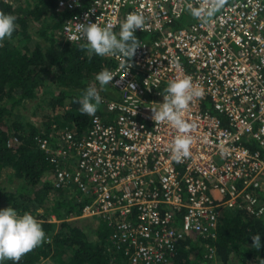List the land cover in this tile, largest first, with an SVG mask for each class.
I'll use <instances>...</instances> for the list:
<instances>
[{"label": "built area", "instance_id": "obj_1", "mask_svg": "<svg viewBox=\"0 0 264 264\" xmlns=\"http://www.w3.org/2000/svg\"><path fill=\"white\" fill-rule=\"evenodd\" d=\"M53 2L66 40L78 23L111 24L119 38L128 14L145 21L131 61L107 56L118 94L101 96L106 112L90 117L82 134L57 122L55 134H35L54 187L74 189L85 201L80 215L102 219L111 229L109 249L131 264L168 263L188 235L215 258L225 210L264 216V0H225L203 20L189 5L210 7L205 0ZM184 76L204 97L184 112L193 125L190 155L177 163L169 147L179 133L155 124L151 108L162 104L170 80Z\"/></svg>", "mask_w": 264, "mask_h": 264}, {"label": "trees", "instance_id": "obj_2", "mask_svg": "<svg viewBox=\"0 0 264 264\" xmlns=\"http://www.w3.org/2000/svg\"><path fill=\"white\" fill-rule=\"evenodd\" d=\"M53 4V0H0V10L16 17L11 38L0 42V209L11 206L18 214H32L45 232L44 242L18 264H131L123 253L109 249L111 229L102 219L80 215L85 201L77 199L75 190L54 187L47 176L52 164L34 139L35 134L49 130L28 119L20 108L30 100L46 97L44 123L70 125L82 134L90 117L81 115L75 101L94 85L97 73L111 65L107 56L93 54L89 59L87 50L79 47L86 41L71 42L61 36L63 19ZM35 21L40 25L35 29L39 36L32 38L30 22ZM182 24L179 20L175 26ZM97 112H106L102 104ZM15 135L19 140L9 144ZM90 220L97 222L92 225L87 223ZM256 234L261 236L259 250L252 247L251 236ZM215 243L216 257L223 264H228L234 252L242 264H262L264 216L225 210ZM204 259L211 258L188 235L166 264H203ZM0 264L16 262L4 260Z\"/></svg>", "mask_w": 264, "mask_h": 264}, {"label": "clouds", "instance_id": "obj_3", "mask_svg": "<svg viewBox=\"0 0 264 264\" xmlns=\"http://www.w3.org/2000/svg\"><path fill=\"white\" fill-rule=\"evenodd\" d=\"M209 3L210 7L207 8L204 6L195 8L189 5L193 17L203 20L205 17L212 16L215 11L223 7L225 0H205V4ZM87 19L86 15L85 20ZM15 20L14 15L0 10V42L5 38H11L16 28ZM144 26L145 21L142 14L130 13L120 24L119 38L112 31L113 25L108 24L102 27L94 22L78 23L75 27L77 35L66 38L71 42L83 38L86 43L80 44L79 47L81 50H87L89 59L93 54L119 55L131 61L136 50L142 46L135 32L137 29L143 31ZM125 67V63H122L121 68ZM131 67L132 63L127 64V72ZM114 77L111 71L103 69L97 73L96 80L103 87L112 83ZM127 86L135 87L131 82ZM165 92L162 104L151 108L152 119L155 124L166 122L177 129L179 134L171 142L169 151L171 158L181 163L190 155L191 138L188 133L193 127L185 120L184 112L190 102L203 99L204 91L201 87L194 85L191 77L184 76L170 80ZM75 102L80 105L81 115L94 117L98 106L102 103V98L95 86H89ZM251 239L252 247L259 250L262 246L261 236L256 234L251 236ZM44 240L45 232L32 214L28 212L18 214L11 206L0 209V261L11 260L18 264L24 255L40 246ZM262 264H264V259H262Z\"/></svg>", "mask_w": 264, "mask_h": 264}, {"label": "rangeland", "instance_id": "obj_4", "mask_svg": "<svg viewBox=\"0 0 264 264\" xmlns=\"http://www.w3.org/2000/svg\"><path fill=\"white\" fill-rule=\"evenodd\" d=\"M15 3H18V0H14ZM40 25L35 21V22H30V28L29 30L31 31V37L32 38H37L39 35L36 32L35 29H37ZM61 34V32H60ZM62 36V34H61ZM63 37V36H62ZM100 96H103V94H106V96L108 97H115L117 96L118 92L117 90L111 85V84H107L104 85L103 87H101V85L99 84L98 81H96L94 83V85ZM46 97H40L39 99L36 100H30L26 103L25 106H21V111H23V113L26 115V117L28 119H31L32 121H34V123L40 125L42 127V129H44L45 131L49 130V132L55 134L56 133V129L53 128L52 126L46 125V123H44L46 121L45 115L47 112V99ZM45 100V101H44ZM46 126V127H45ZM58 126H61L60 124H58ZM47 176L52 178V173L51 170L49 171V173H47ZM3 179H7L6 178V172L4 174V178ZM92 219H97V216H91ZM97 221L96 220H90L87 221V223L95 225ZM196 244L200 246V249L203 250L205 252L206 248L204 245H202L199 241L196 240ZM201 244V245H200ZM197 251V250H196ZM196 251L192 252L191 256H194ZM239 256L234 252L232 254V257L230 259V261L228 262V264H239L241 263L240 261H242L241 259L239 260ZM201 260V259H199ZM50 262H52V259H49ZM203 264H223L219 258L215 257V258H211L210 260L208 259H204ZM242 264V263H241Z\"/></svg>", "mask_w": 264, "mask_h": 264}]
</instances>
